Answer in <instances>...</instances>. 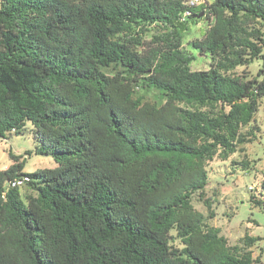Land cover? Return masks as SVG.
<instances>
[{"label": "trees", "instance_id": "1", "mask_svg": "<svg viewBox=\"0 0 264 264\" xmlns=\"http://www.w3.org/2000/svg\"><path fill=\"white\" fill-rule=\"evenodd\" d=\"M188 2L0 0V140H36L0 170V264H262L261 238L210 223L206 190L261 132L264 0L183 20ZM201 21L187 45L210 64L193 70ZM256 60L257 77L236 72ZM32 155L57 167L27 173Z\"/></svg>", "mask_w": 264, "mask_h": 264}, {"label": "rangeland", "instance_id": "2", "mask_svg": "<svg viewBox=\"0 0 264 264\" xmlns=\"http://www.w3.org/2000/svg\"><path fill=\"white\" fill-rule=\"evenodd\" d=\"M212 3V0H207ZM1 8V3H0ZM204 14L198 18H204ZM207 21H201L198 25L190 23L191 34L187 36L185 47L193 53L197 60L193 63V70L209 69L210 58L198 53L192 47H189L188 41L194 37H201L208 26ZM193 32V33H192ZM261 67V60H256L249 68L237 69L238 74L247 73L248 78L257 77ZM259 112L255 120L261 132L257 135L254 143L246 146V152L236 154L231 161L239 163L244 160L247 154L248 160L254 166V170L242 171L240 166H235L231 161H216L209 167L210 183L207 187V196L214 199L215 218L210 223L219 228L222 234L226 236L230 244L235 245L246 234L259 237L254 249L255 257L262 255L261 262L264 264V205L259 207L251 202V198L264 201V97L261 99ZM36 140L33 132L26 131L22 134H12L7 140H0V170L6 169L12 160L9 153L12 151L17 155H24L26 151L34 150ZM57 167L52 157H42L32 155L27 158L25 172L33 173L40 169H53ZM197 210L207 214L202 203L195 200Z\"/></svg>", "mask_w": 264, "mask_h": 264}, {"label": "built area", "instance_id": "3", "mask_svg": "<svg viewBox=\"0 0 264 264\" xmlns=\"http://www.w3.org/2000/svg\"><path fill=\"white\" fill-rule=\"evenodd\" d=\"M207 3H209L207 0H189L187 4V9L183 13V20H186L189 16L192 15V11L194 8L205 5ZM21 184L22 182L16 181L12 185L16 186V185H21Z\"/></svg>", "mask_w": 264, "mask_h": 264}]
</instances>
